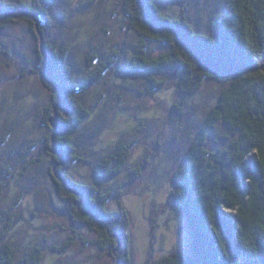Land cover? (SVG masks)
I'll use <instances>...</instances> for the list:
<instances>
[{
    "label": "trees",
    "instance_id": "1",
    "mask_svg": "<svg viewBox=\"0 0 264 264\" xmlns=\"http://www.w3.org/2000/svg\"><path fill=\"white\" fill-rule=\"evenodd\" d=\"M193 1L202 2L185 0L188 5ZM203 1L204 15L192 18L185 3L179 9H164L157 0H119L116 5L125 22L123 30L130 36V50L111 49L104 55L106 60L76 71L70 46L52 37L48 6L57 0H49V5L42 0H0V32L20 25L35 39L34 68L23 75L36 76L50 92L42 104L27 94L21 104L27 109L39 107L40 124L45 127L40 138L11 141L19 136L12 134L27 112L24 107L1 115L0 137L7 134L0 139L5 142L0 146L1 171L9 174L7 165H19V158L30 157L37 148L31 164L38 167L42 158L47 159L62 212L72 224L96 235L89 243L113 264H133L132 208L127 210L123 196L153 165L146 150L130 167L129 158L139 144V133L151 126L154 132L157 120L167 112L175 117L169 129L171 143L182 151L169 178L162 172L155 178H164L167 202L178 207L185 219L188 249L144 264H264V0ZM110 70L116 79L130 76V89L143 81L144 89L137 90L142 95L172 88L173 96L148 110L146 119L131 115V110L129 122L118 115L112 125L115 138L91 163L95 180L112 179L98 185L75 178L70 170L77 162L90 161L82 157L83 149L94 151L84 136L96 138L112 119L102 116L101 124L95 120V129L84 128L94 119L85 98L99 93ZM153 138L160 146L157 135ZM21 199L22 193L14 194L5 205L13 209ZM113 200L116 208L110 207ZM9 209L0 215V264H41L43 247L38 245L17 257L11 234L17 220ZM73 244L71 238L49 250L63 254Z\"/></svg>",
    "mask_w": 264,
    "mask_h": 264
},
{
    "label": "rangeland",
    "instance_id": "2",
    "mask_svg": "<svg viewBox=\"0 0 264 264\" xmlns=\"http://www.w3.org/2000/svg\"><path fill=\"white\" fill-rule=\"evenodd\" d=\"M6 1L12 3L15 0ZM42 1L48 4L49 0ZM57 1L58 3L53 2L51 7L48 6L52 18L51 33L53 39H56L59 44L63 42L70 46V57L73 58L74 69H89L88 63L106 60L104 55L111 52V49L130 50V36L123 30L125 22H123L120 8L116 5L119 0ZM157 1L164 9L170 6L179 9L180 4L185 3V6L189 7L188 12L192 18L200 14L204 15L200 11L204 6L203 0L199 5H196L195 1L188 5L185 0ZM34 45L35 39L23 26L14 25L13 28L0 32V117L6 113L7 109L14 113L23 108L26 104L23 103V107L21 104L27 95H32L31 98L41 104L49 98L50 92L42 86L36 76L23 75L34 68ZM93 54L98 58L93 57ZM124 55L126 54H122L123 58ZM109 58L113 61L116 59ZM115 64H112V70L116 68ZM113 75L114 71H108L105 83L100 85L99 93L89 94L85 98L86 104L92 107L94 119L90 120V123L88 121L84 128L90 130L94 127L95 129V120L101 124L102 116L112 119L106 123L103 131L97 134L96 138L84 136L86 144L94 151L83 149L82 157L90 161L89 163L77 162L70 170L75 178L93 181L98 185L109 184L112 179L105 180V183L102 180H95L91 176V163L97 162L98 158L103 156L104 146L115 138V129L112 125L115 124L118 115H121L122 120L127 118L126 121L129 122L131 110V115L146 119L148 110L162 99L166 102L173 96L172 88L163 93L142 95L137 90L144 89L143 81H137L134 90V88L130 89V76L124 75L120 78L119 75L116 79ZM130 92L133 94L131 97ZM25 109L27 110L25 116L20 117L22 123L13 130L12 134L19 136H13L11 141L18 139L19 142L23 137L37 139L45 132V127L40 124L39 107L32 105ZM167 113V116L156 121L157 129L154 132L151 131L154 130L151 126L149 130L139 133V144L133 148L128 162L130 167V163L137 162L143 150H146L153 163L146 169L141 179L132 182L131 191L123 196V203L127 210L130 212V206L132 208L130 213L133 218L131 226L133 264H144L148 259H160L174 250L187 251L188 249V229L185 219L178 207L167 202L164 195L166 192L163 189L164 186L166 187L164 178H155L162 172L168 179L170 170L178 161L182 151L180 147L171 143L173 133L169 129L172 128V120L175 117L172 113ZM156 135L161 142L160 146L153 138ZM6 137L7 134L4 133L0 139L4 140ZM4 145V141L0 142V146ZM169 152L173 153V157L170 156L167 159L164 156ZM37 154L38 149L35 148L32 149L30 157L19 158V165L4 163L7 165L9 174L1 171L3 168L0 166L2 178L0 180V215H3V210L9 209L5 204L11 202L14 194H23V199L12 205L13 209H9L10 213L16 214L17 221L11 234L17 257L23 256L33 245H38L43 247L44 259L41 264H113L112 259L105 252L89 243L96 238V235L82 225L72 224L67 215L62 212V204L55 194L48 175L47 159L42 158L43 164L38 167L31 164V159ZM3 157L6 159L5 153ZM27 167L33 169L21 176L19 173H24ZM122 179L120 178L119 181ZM110 207H117L115 200L110 202ZM71 238L74 244L65 253L56 254L49 250L50 246H60Z\"/></svg>",
    "mask_w": 264,
    "mask_h": 264
}]
</instances>
